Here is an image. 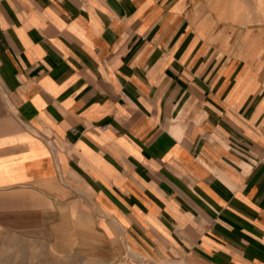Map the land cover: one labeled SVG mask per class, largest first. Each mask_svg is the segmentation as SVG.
Here are the masks:
<instances>
[{
  "label": "crops",
  "instance_id": "0c3cea01",
  "mask_svg": "<svg viewBox=\"0 0 264 264\" xmlns=\"http://www.w3.org/2000/svg\"><path fill=\"white\" fill-rule=\"evenodd\" d=\"M24 211L112 262L264 264V29L236 50L207 0H0V224Z\"/></svg>",
  "mask_w": 264,
  "mask_h": 264
},
{
  "label": "rangeland",
  "instance_id": "374dc122",
  "mask_svg": "<svg viewBox=\"0 0 264 264\" xmlns=\"http://www.w3.org/2000/svg\"><path fill=\"white\" fill-rule=\"evenodd\" d=\"M207 1L219 29L235 44L236 50L240 30L264 29V15L260 11L264 6L261 9L242 6L241 0ZM19 215L17 221L0 224V264H142L128 254L112 262L75 252L69 248L70 242L75 243L74 237L64 241L61 228L57 229L54 222L33 220L36 214L26 211Z\"/></svg>",
  "mask_w": 264,
  "mask_h": 264
}]
</instances>
